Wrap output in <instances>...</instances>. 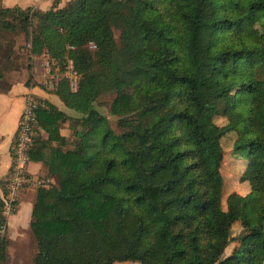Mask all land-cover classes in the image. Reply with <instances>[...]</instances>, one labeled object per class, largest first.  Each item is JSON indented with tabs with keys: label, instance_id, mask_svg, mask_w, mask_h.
<instances>
[{
	"label": "trees",
	"instance_id": "16d2710c",
	"mask_svg": "<svg viewBox=\"0 0 264 264\" xmlns=\"http://www.w3.org/2000/svg\"><path fill=\"white\" fill-rule=\"evenodd\" d=\"M56 2L0 8L11 15L1 26L16 20L24 32L28 58L47 50L60 71L70 57L79 73L75 91L63 77L51 90L78 115L46 100L36 108L28 160L58 181L35 189L31 264H264V0ZM254 22L260 39L244 32ZM196 82L237 94L245 115L247 133L231 148L245 153L239 179L248 189L228 192L224 207L220 139L235 124H217L215 109L195 113ZM106 87L119 133L93 106ZM67 120L71 148L59 132ZM234 222L241 230L232 236ZM6 246L0 236L2 260Z\"/></svg>",
	"mask_w": 264,
	"mask_h": 264
},
{
	"label": "rangeland",
	"instance_id": "374dc122",
	"mask_svg": "<svg viewBox=\"0 0 264 264\" xmlns=\"http://www.w3.org/2000/svg\"><path fill=\"white\" fill-rule=\"evenodd\" d=\"M8 0H0L1 3H7ZM1 8V6H0ZM25 9V8H22ZM33 10V9H32ZM17 13V12H16ZM15 14V11L13 12ZM10 19L11 15L2 14L1 18ZM4 18V19H5ZM13 21L12 27H2L0 24V43L1 45H8L12 48V53H8L14 62L20 61V58H25L28 54V43L25 38L24 32L18 27L16 20ZM30 28V27H29ZM245 34L252 39H260L262 37V32L257 22L247 25L244 28ZM113 36L116 42H118V29H113ZM89 48H93L92 43H88ZM4 55L0 57L3 60ZM9 58V56H8ZM11 59V60H12ZM19 63V62H18ZM56 68H58L55 63ZM58 74L61 72L59 69L56 71ZM39 84L44 88L42 84V78L39 80ZM46 89V88H44ZM47 91H51L50 89H46ZM195 93L198 99V106L194 109L195 113L200 117H210L212 116V110L218 111L219 115H215L212 119L217 124H224L227 121L231 120L235 124V130L229 131L226 135H224L220 139V143L223 149L222 152V160L220 165V173L222 176V207H224V197L225 195L234 190L239 193H245L248 189L247 181L239 179V174L242 170V163L244 159V151L241 153L234 152L231 148V141L236 134L240 137L244 136L246 132V127L244 125V111L239 106V96L232 92H223V86H215L213 82H208L206 84H202L200 82L195 83ZM115 91L111 87H106L102 91H100L95 99L92 101L93 106L107 119L108 126L110 129L119 133L122 130V127L118 125L117 119L118 116L114 113L110 112V104L112 99L114 98ZM211 107H207L208 105ZM69 115H78L77 112L73 110H68ZM226 115H225V114ZM133 116V115H132ZM68 120L62 123L61 127L67 128V143L63 148H71L73 147V142L75 136L71 133V129L67 126ZM60 127V128H61ZM234 152V153H233ZM260 161L264 164V153L259 154ZM43 181H46L47 186H55L58 181V175L53 173L52 179L49 177H40ZM36 189V185L31 183ZM14 207V206H13ZM13 208L11 209V211ZM10 211V213H11ZM9 212L3 213L5 217V222L7 216L10 214ZM6 224H3L0 227V236H3L7 239L6 233ZM24 230V229H23ZM241 230L240 224L238 222H234L231 225L230 232L232 236H235ZM25 236L16 237L13 240H7V246L5 249V259H0V264H31V259L36 251L35 239L33 234L30 231L29 225L28 228L24 231ZM235 245V241L231 240L224 248L223 255H227L231 248ZM227 251V252H226ZM140 264L135 260H125V261H115L114 264Z\"/></svg>",
	"mask_w": 264,
	"mask_h": 264
},
{
	"label": "crops",
	"instance_id": "0c3cea01",
	"mask_svg": "<svg viewBox=\"0 0 264 264\" xmlns=\"http://www.w3.org/2000/svg\"><path fill=\"white\" fill-rule=\"evenodd\" d=\"M65 1L57 0L55 4L60 6ZM52 3L53 0H8L7 3H1L0 6L17 7L19 9L28 7L30 10L43 11L49 8ZM11 48L7 44L1 45L0 43V57L4 55L3 60L0 59V198L4 190L5 176L11 161L10 144L25 95L27 93L33 94L43 101L46 100L53 103L61 110H67L52 91H47L43 87L32 83V81L39 83V80L44 76L45 52L29 54V58L27 56L24 59L20 58L19 63H16L8 55V53L13 52ZM30 77L31 79L29 80ZM59 132L65 136L67 128L61 127ZM39 133L42 137L46 135L41 129H39ZM27 172L32 179L36 177L47 178V176L52 179L53 177V172L39 161L29 160ZM34 196L35 188L30 183L23 185L18 191L13 210L7 216L5 222L8 243L16 237L25 236L24 231L28 228Z\"/></svg>",
	"mask_w": 264,
	"mask_h": 264
},
{
	"label": "built area",
	"instance_id": "2783aa9c",
	"mask_svg": "<svg viewBox=\"0 0 264 264\" xmlns=\"http://www.w3.org/2000/svg\"><path fill=\"white\" fill-rule=\"evenodd\" d=\"M91 43V42H89ZM92 46L94 44L92 43ZM46 54L43 66L44 76L42 84L46 89H54L60 77L66 80L67 87L71 91H75L78 87L79 73L75 69L72 59L66 57L63 63V70L59 72L55 66L54 59L49 55L47 50H43ZM44 104V101L30 93L24 97V103L17 119L16 127L10 144L11 161L5 176L4 190L1 194V214L11 211L14 206L18 191L25 184L46 187L47 181H43L40 177L30 178L27 172L28 155L27 149L31 141L32 127L36 120V108Z\"/></svg>",
	"mask_w": 264,
	"mask_h": 264
}]
</instances>
